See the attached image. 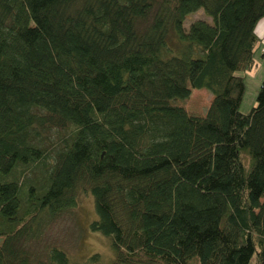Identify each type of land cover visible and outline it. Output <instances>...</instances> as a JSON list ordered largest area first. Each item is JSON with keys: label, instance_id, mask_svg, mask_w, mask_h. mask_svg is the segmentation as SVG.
I'll return each mask as SVG.
<instances>
[{"label": "trees", "instance_id": "obj_1", "mask_svg": "<svg viewBox=\"0 0 264 264\" xmlns=\"http://www.w3.org/2000/svg\"><path fill=\"white\" fill-rule=\"evenodd\" d=\"M263 17L264 0H0V264H71L39 239L80 192L111 264H264V77L239 109ZM194 88L203 115L180 104Z\"/></svg>", "mask_w": 264, "mask_h": 264}, {"label": "rangeland", "instance_id": "obj_2", "mask_svg": "<svg viewBox=\"0 0 264 264\" xmlns=\"http://www.w3.org/2000/svg\"><path fill=\"white\" fill-rule=\"evenodd\" d=\"M199 18L208 20L202 9L187 15L184 28L188 30L190 22ZM256 55L259 61L263 59L261 51H257ZM263 77V62L254 74H243L245 92L239 108L241 112L247 113L256 105V95ZM211 96L205 88H194L190 96L181 100L180 104L191 114L203 115ZM96 217L93 196L90 193H78L75 205L43 226L39 249L47 250L55 245L67 254L71 264H111L114 252L110 246V240L98 232H93L89 227Z\"/></svg>", "mask_w": 264, "mask_h": 264}, {"label": "crops", "instance_id": "obj_3", "mask_svg": "<svg viewBox=\"0 0 264 264\" xmlns=\"http://www.w3.org/2000/svg\"><path fill=\"white\" fill-rule=\"evenodd\" d=\"M255 33L259 39L257 44H256V47H255L256 63H255V66L251 70L246 71V72H241L243 74H246V73H248L250 75L254 74V71L256 72V69L259 67V65H261V62L264 63L263 59L261 61H259L258 57L256 55L257 51H261V53H262V48L264 47V17L258 21V23L255 27ZM243 74H241V75H243Z\"/></svg>", "mask_w": 264, "mask_h": 264}, {"label": "built area", "instance_id": "obj_4", "mask_svg": "<svg viewBox=\"0 0 264 264\" xmlns=\"http://www.w3.org/2000/svg\"><path fill=\"white\" fill-rule=\"evenodd\" d=\"M263 52H264V49H263Z\"/></svg>", "mask_w": 264, "mask_h": 264}]
</instances>
